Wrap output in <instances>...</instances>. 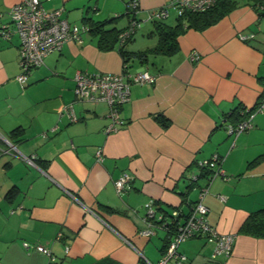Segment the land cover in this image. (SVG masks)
<instances>
[{
    "label": "crops",
    "instance_id": "crops-1",
    "mask_svg": "<svg viewBox=\"0 0 264 264\" xmlns=\"http://www.w3.org/2000/svg\"><path fill=\"white\" fill-rule=\"evenodd\" d=\"M21 1L0 0L3 21ZM170 1L138 0L137 17ZM126 2L43 0V6L62 8V16L78 25L118 16L106 29L121 30L129 21ZM260 11L242 1L205 30L188 29L178 36L173 54H149L145 64L131 59L129 71L146 68L156 79L131 85L130 100L120 108L126 123L110 133L105 132V104L75 101L74 76L78 71L120 72L119 43L103 51L97 35L83 32L46 56L20 85L15 79L21 73L19 37L0 35V264H137L136 249L157 262L165 233L149 239L138 234L145 204L152 200L157 211L175 208L187 214L200 187L207 185L194 162L214 154L224 158L226 178L208 184L207 220L219 232L235 235V241L229 257L210 264H264V237L240 231L252 212L264 208V113L256 114L252 127L236 138L226 130V124L236 123L232 112L253 107L264 96ZM173 15L170 24L176 21ZM142 25L147 35L136 38L135 32L125 50L155 46L154 24ZM192 51L198 61L190 60ZM69 103L77 116L73 122L60 115ZM15 129L19 132L12 135ZM99 150L101 161L96 160ZM19 154L34 156L33 164ZM124 171L133 179L118 194L114 182ZM191 174L199 176L193 185ZM179 251L186 257L182 264H202L212 245L193 238Z\"/></svg>",
    "mask_w": 264,
    "mask_h": 264
},
{
    "label": "built area",
    "instance_id": "built-area-1",
    "mask_svg": "<svg viewBox=\"0 0 264 264\" xmlns=\"http://www.w3.org/2000/svg\"><path fill=\"white\" fill-rule=\"evenodd\" d=\"M215 3V0H171L168 4L147 12L143 20H133L130 26L119 35V42L123 44L131 38L136 30L146 21L164 20L170 14L181 15L185 10L205 11ZM130 11H139L138 0H131ZM62 8L45 9L43 0H22L13 5L7 12L8 19L3 21L4 14L0 13V35L5 40H10L13 34H17L19 44V66L21 73L15 79L20 85L27 82L30 72L44 63L46 56L52 52L59 51L62 46L69 42L80 39L83 32L88 30L85 25H78L69 22L62 16ZM241 39H248L249 36L240 35ZM191 61H198L200 56L196 51L189 55ZM156 76L146 68L129 71L128 66L122 65L118 73L100 71H78L74 76L75 101L92 104L103 103L107 107V118L109 123L105 132H115L126 122L121 116V106L130 100V90L133 84L154 83ZM258 113H264V96L255 106L242 107L240 109L241 119L235 123L226 124L228 134L235 138L242 132L252 127V120ZM60 115H66L73 122L77 120L73 103L65 105ZM55 127L51 128L54 131ZM46 137V134H42ZM13 147V146H12ZM6 152H9L7 150ZM19 157L27 163L33 164L34 156ZM96 160H102L101 151L96 152ZM224 158L217 154L206 159L195 160V165L201 170L209 171L205 177L207 185L200 187L197 200L190 206L187 214H182L178 209L170 213L157 212L153 201L145 204L146 213L144 226L138 234L146 239L154 236L158 231H163L169 243L157 262H151L143 253L136 249L139 256L137 264H182L186 257L179 251L180 244L193 238H202L212 245V252L208 261L202 264H210L219 256L229 257L232 253L235 235L219 232L207 220L208 207L204 203V196L208 192V184L216 177L226 178L222 168ZM198 175L189 176L190 184H195ZM133 179V174L124 171L115 180L114 186L118 194L123 193ZM221 200L225 198L218 196ZM38 252L50 255V251L43 246H36Z\"/></svg>",
    "mask_w": 264,
    "mask_h": 264
},
{
    "label": "trees",
    "instance_id": "trees-1",
    "mask_svg": "<svg viewBox=\"0 0 264 264\" xmlns=\"http://www.w3.org/2000/svg\"><path fill=\"white\" fill-rule=\"evenodd\" d=\"M131 0H127L126 9L124 15L129 19L126 28L118 30L113 27L106 29V25L113 23L118 18H111L106 21H94L88 19L85 26L88 27L89 32L98 36V47L103 51L112 50L118 44V51L123 58V64L127 66V63L131 59H138L141 64H145L148 61L149 54H163L171 55L177 51V37L182 35L188 29H194L197 31L205 30L206 28L214 25L220 21L224 16L229 14L235 8H237L242 1L251 3L258 9H264V0H215V3L205 11H190L185 10L181 15L176 17L174 24H169L164 20L151 21L154 24V30L152 33L157 36V42L154 47L139 51H128L125 50L127 43L133 40L134 35L125 41L123 44L119 42V35L122 31L127 29L133 20H143L144 18H138L137 14L139 11H130L129 3ZM264 12V11H260ZM139 29V28H138ZM137 29V30H138ZM136 30V31H137ZM242 108V107H241ZM240 108V109H241ZM240 109L236 112H232L229 116H234L236 123L241 119ZM19 130L15 129L11 132L12 135L18 133ZM203 176H207L209 171L201 170ZM192 185V184H190ZM175 209V208H174ZM173 210V209H172ZM157 211V209H156ZM157 212H162L158 209ZM170 211L162 213H170ZM241 232L248 233L256 237H264V208L252 212L246 221L243 223L240 229ZM169 243V239L165 236L164 245L161 247V255L165 252V249Z\"/></svg>",
    "mask_w": 264,
    "mask_h": 264
},
{
    "label": "rangeland",
    "instance_id": "rangeland-1",
    "mask_svg": "<svg viewBox=\"0 0 264 264\" xmlns=\"http://www.w3.org/2000/svg\"><path fill=\"white\" fill-rule=\"evenodd\" d=\"M173 14H175V13H173ZM173 14H171L166 20L169 22V24L170 23H173V21H174V15ZM147 28H145L143 25L136 31L137 32V37L136 38H140L141 36H142V34H146L147 35V32L145 31ZM136 34V33H135ZM185 244H187V243H185ZM185 244H183L182 245V248H183V246L185 245Z\"/></svg>",
    "mask_w": 264,
    "mask_h": 264
}]
</instances>
